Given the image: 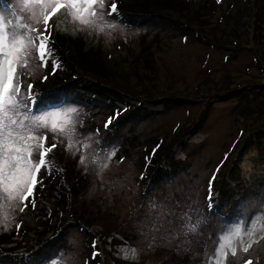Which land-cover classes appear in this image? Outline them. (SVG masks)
<instances>
[{
	"label": "rangeland",
	"instance_id": "rangeland-1",
	"mask_svg": "<svg viewBox=\"0 0 264 264\" xmlns=\"http://www.w3.org/2000/svg\"><path fill=\"white\" fill-rule=\"evenodd\" d=\"M193 1L199 11L197 26H201L200 30L213 45L199 43L172 31L170 27L164 30L160 23L159 27H140L115 17L109 18L115 27L106 28L104 33L87 28L79 31L102 48L111 52L115 50V57L139 56L136 63L143 88L147 89L153 83L151 70H155L159 87L165 93L190 98L191 104L163 109L162 103L143 93L139 80L131 72H126V81L127 88L129 86L133 90L132 95L123 94L115 102H109V105L116 106L113 110L105 105L93 108L74 103L61 104L59 101L46 106L40 98L38 114L63 113L72 107L77 109L75 133L81 142L80 154L91 157L99 153L104 159L103 152L111 153L118 149L113 158L105 160L108 166L99 175L91 164L86 173L82 166L77 165L87 179L83 200L92 214L86 213L82 220L90 232L88 235L77 225L65 227L60 246L66 254L71 253L75 264H208L218 245L223 243V237L229 234L227 230L230 227H240L241 235L233 240L237 250L235 256L231 255L230 249H225L229 253L226 264H246L249 260L253 264H264V209L258 198V194H264V147H246L240 158L239 175L243 181L237 187L241 189L246 183L250 186L240 192L241 199L236 204L229 200L231 205L221 207V214L217 215L216 198L212 199V208L205 199L211 176L229 155L231 159L234 157V152L240 149L244 140L241 130L249 121L242 119L239 108L247 105L245 100L253 97L257 101L264 99V22L251 25L245 9L248 0ZM0 4L12 7L14 0L6 3L3 0ZM50 20L59 25V29L71 26L64 20L63 13ZM76 27L81 26L77 23ZM142 50L149 55L153 65L151 69L145 67ZM125 66L130 70L127 62ZM47 69L32 62L26 70L28 78L25 82H38ZM121 71L119 69L116 75L119 76ZM234 87H242V98L219 99V94L224 95ZM125 102L139 104V110L148 113L145 119H122L123 111L118 117L120 119L105 131V123L117 109L128 110L131 107ZM207 103L209 113L202 129L187 139L185 147L174 148L176 157L184 162V170L159 184L141 181L137 166L138 152L142 148L139 144L147 137L169 140L177 125L192 119ZM261 127L264 135V125ZM136 135H139V141L131 142ZM89 136L99 143L89 140ZM53 139L60 143L58 135L50 136V141ZM86 144H91V148H86ZM58 149L71 160L75 159L77 164L78 157L65 152L63 147ZM153 202L173 214L164 217L163 226L158 230L149 223L158 215L150 211L149 205ZM189 208L193 210L190 212L193 222L200 217L204 220L195 234L181 232L180 217ZM224 212L227 213L226 219L222 218ZM5 215L6 229L0 227V260H11L36 242L33 237L36 222L27 208L20 213L18 207L12 209L6 197H0V220ZM16 224L20 225L18 230ZM252 230L255 232L251 240L255 242L245 253L242 249L251 242L247 233ZM93 241L96 242L95 249ZM125 247L135 249L134 260L123 258L120 249ZM94 250L99 255L93 260ZM54 259L66 264L58 252L42 264H49Z\"/></svg>",
	"mask_w": 264,
	"mask_h": 264
},
{
	"label": "trees",
	"instance_id": "trees-1",
	"mask_svg": "<svg viewBox=\"0 0 264 264\" xmlns=\"http://www.w3.org/2000/svg\"><path fill=\"white\" fill-rule=\"evenodd\" d=\"M7 1L5 0V3ZM169 1L115 0L118 10L122 14L118 19L126 24L140 27L148 25L159 27L160 23L163 29L170 27L172 31L180 35L191 37L205 45H211V40L200 30L201 26H197L199 11L196 9L195 2L193 0H175L173 3ZM248 2L245 9L248 11L247 19L250 20L251 25L255 26L260 21L264 22V0H248ZM107 3L108 0H106ZM50 24L53 26L51 48L54 55L49 60L48 69L43 75V77L47 76V79L41 78L38 82H27L32 84L34 93L42 98L43 105L48 106L53 104V101H59L61 104L74 103L93 108L105 105L113 110L116 106L109 105V102H115L123 94L132 95L133 90L129 86L127 88L126 72L135 74L143 93L149 98L152 97L156 102L162 103L163 109L168 110L176 106L191 104L190 98L173 95L169 92L165 93L159 87L155 70H151L153 83L150 84V87L153 89L143 88L136 63L140 60L139 56L115 57V50L111 52L109 49L102 48L99 43L95 44L82 32L75 28L72 30V26L66 25V28L57 31V25L53 24V20H50ZM141 57L145 67L151 69L153 65L148 58L149 55L142 50ZM53 60L62 67L54 71ZM126 62L130 70L125 68ZM119 69L122 71L117 76ZM241 90L242 87H234L230 92L228 90L224 95L219 94L218 97L220 100L238 96L242 98ZM208 103L192 119L177 125L172 130L169 140L147 137L143 143L139 144V146L142 145V148L138 152L137 166L140 169V174L143 173V179L140 176L141 181L148 180L153 185L159 184L184 170V162L176 157L174 148L185 147L187 139L202 129L209 113ZM245 103L247 105L238 110L242 119L249 121L245 122V127L241 130V135L244 137L241 147L234 152L232 159V156L229 155L221 162L219 171L216 169L214 173L215 179H212L214 174L210 178L212 199L216 198L215 202L218 205L217 215L221 214V207L226 208L231 205V203L228 204L229 200H234V204H236L237 200L241 199L240 192L247 190L250 186L249 183H246L241 189L237 187L243 181L242 176L239 175V162L246 147L253 145L258 149L264 147V135L261 132V126L264 125V99L261 98L257 101L256 97H253L251 100H245ZM126 104L131 107L127 106L128 110L122 114V119H132L133 121L145 119L148 113L139 110V104ZM138 112L139 114H137ZM242 113L245 115L243 116ZM114 124L118 125V123ZM135 139L139 141V135L134 136L131 142ZM49 159L54 162L56 168L63 170V178L55 173H53L54 178L48 175L38 177L42 180V185L36 186L37 207L33 209L29 204L27 208L36 222V226L33 227V237L36 242L20 253L18 258L11 260L2 258L0 264H42L48 262L52 258V254L62 248L60 244L63 241L64 230L69 224L77 225L81 231L87 235L90 234L87 227L82 224L83 216L85 217L86 213L92 214L83 200L87 186L85 175L78 169L76 160L66 157L59 149L55 150ZM230 159L231 161H229ZM207 196L206 193L205 199ZM226 216L227 213L224 212L222 218L226 219ZM57 233H60L59 238L50 240V237Z\"/></svg>",
	"mask_w": 264,
	"mask_h": 264
},
{
	"label": "snow or ice",
	"instance_id": "snow-or-ice-1",
	"mask_svg": "<svg viewBox=\"0 0 264 264\" xmlns=\"http://www.w3.org/2000/svg\"><path fill=\"white\" fill-rule=\"evenodd\" d=\"M91 10V11H90ZM63 13L64 20L71 24L77 31L84 28L96 30L104 33L105 29L115 27L109 22V18H119L122 14L119 12L115 0H14L12 7L7 4H0V197H6L13 210L18 207L20 213H23L29 204L35 209L36 204V186L42 185L39 176L48 175L53 177V173L63 178V170L56 168L54 162L49 157L63 147L65 152L72 153L78 157V167H83L85 173L91 164L97 169V175L107 168L105 160H110L116 155L118 149L111 153L103 152L104 159L99 153L91 157L80 154L78 149L81 142L77 140L75 127L77 121L75 107L69 108L63 113H40L38 114L40 98L34 93L32 84L26 83L27 69L32 62L38 67L47 68L49 60L54 53L51 48L53 26L50 19L54 15ZM6 21V23H5ZM77 23L81 26L77 28ZM34 25H39L36 27ZM59 31V25L56 26ZM53 70L62 67L52 61ZM23 77V79H22ZM47 79V76L42 77ZM126 109H117L113 117L105 123L104 129L107 131L109 126L118 119ZM99 130H97L98 134ZM58 135L60 143L51 137ZM89 140L95 141L92 136ZM91 148V144L84 145ZM123 161V157H121ZM219 171V166L217 168ZM143 179V173H141ZM212 179H215V174ZM31 197V200H29ZM261 200V207L264 209V194H258ZM209 208H212L211 181L209 182V193L206 197ZM150 211H155L158 215L149 221L152 228L158 230L163 226L164 217L173 215L166 211L164 206H157L154 202L149 205ZM189 208L188 212L182 213L180 219L181 232L184 234L198 232L204 220L202 217L193 222ZM7 216L0 220V227L6 229ZM239 223V221H237ZM18 230L19 224L15 225ZM228 235L223 237V243L218 245L217 251L213 254L208 264H226L228 251L231 255H236V247L233 240L241 235V228H229ZM255 230L249 231L247 235L250 241L243 251L247 253L252 247L254 240L251 237ZM60 236L57 233L50 237V240H56ZM119 238V237H117ZM264 238V237H262ZM93 249L96 242L93 241ZM124 259H135V249L121 248ZM58 255L65 258L66 264H75L71 253H65L63 248L58 249ZM99 255L93 251V260ZM49 264H61L59 259H54ZM246 264H253L251 260Z\"/></svg>",
	"mask_w": 264,
	"mask_h": 264
}]
</instances>
